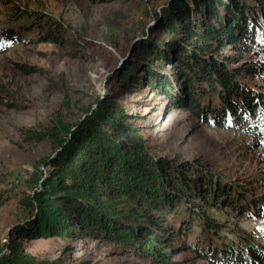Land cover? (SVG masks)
I'll return each mask as SVG.
<instances>
[{"label": "rangeland", "instance_id": "obj_1", "mask_svg": "<svg viewBox=\"0 0 264 264\" xmlns=\"http://www.w3.org/2000/svg\"><path fill=\"white\" fill-rule=\"evenodd\" d=\"M170 2L0 0V34L9 30L16 34L12 40L4 34L0 37V48L7 44L0 51V84L14 94L18 106L0 105V257L7 252L4 245L13 227L30 216L21 200L40 190L53 172L52 137L68 141L88 118L107 117L111 109L141 128L146 151L137 156L131 173L143 184H158L152 163L160 159L178 164L196 160L220 183L236 186L246 202L261 200L264 210L263 135L258 138L221 129L215 122L206 124L146 86V69L164 75L172 72L165 61L156 59L169 38L156 17L167 24L171 21L164 13ZM56 24L62 38L43 41ZM257 59L264 60V54L245 57ZM249 81L264 93V72ZM103 103L107 109L99 108ZM212 105L217 108L215 101ZM183 212L180 208L169 215V221H176L174 226L189 222L185 241L190 248L173 256L177 264H214L199 258L195 246L209 255L213 248L231 246L246 254L247 241L264 246V218L257 215L210 209L214 227L208 229ZM19 242L46 264H151L114 245L76 236H24Z\"/></svg>", "mask_w": 264, "mask_h": 264}, {"label": "trees", "instance_id": "obj_2", "mask_svg": "<svg viewBox=\"0 0 264 264\" xmlns=\"http://www.w3.org/2000/svg\"><path fill=\"white\" fill-rule=\"evenodd\" d=\"M164 13L169 25L156 19L169 38L156 59L172 72L146 69V86L206 124L264 137V93L249 81L264 72V60H245L264 54V0H171ZM46 32L41 38L45 42L62 38L59 24ZM1 35L12 40L16 34L9 30ZM3 46L0 51L7 44ZM1 104L18 108L14 94L2 84ZM99 108L107 109L104 103ZM51 144L56 152L50 160L53 172L40 190L21 200L30 216L11 230L0 264H46L23 249L19 240L24 236H76L114 245L151 264H177L173 256L190 248L185 241L189 222L174 226L176 221H169L177 209L208 229L214 227L210 209L264 218L261 200L246 202L236 186L220 183L196 160L178 164L160 159L152 163L160 180L156 186L137 180L131 169L146 151L145 140L141 128L126 122L117 110L98 120L91 116L68 141L52 137ZM243 246L246 254L232 246L213 248L210 255L193 249L214 264H264V246L248 241Z\"/></svg>", "mask_w": 264, "mask_h": 264}]
</instances>
